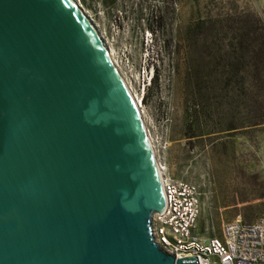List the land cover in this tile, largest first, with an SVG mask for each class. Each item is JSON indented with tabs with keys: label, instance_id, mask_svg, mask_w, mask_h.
<instances>
[{
	"label": "water",
	"instance_id": "obj_1",
	"mask_svg": "<svg viewBox=\"0 0 264 264\" xmlns=\"http://www.w3.org/2000/svg\"><path fill=\"white\" fill-rule=\"evenodd\" d=\"M165 210L141 111L74 0H0V264H197Z\"/></svg>",
	"mask_w": 264,
	"mask_h": 264
},
{
	"label": "rangeland",
	"instance_id": "obj_2",
	"mask_svg": "<svg viewBox=\"0 0 264 264\" xmlns=\"http://www.w3.org/2000/svg\"><path fill=\"white\" fill-rule=\"evenodd\" d=\"M132 85L157 160L198 187L197 227L264 213V0H77Z\"/></svg>",
	"mask_w": 264,
	"mask_h": 264
},
{
	"label": "built area",
	"instance_id": "obj_3",
	"mask_svg": "<svg viewBox=\"0 0 264 264\" xmlns=\"http://www.w3.org/2000/svg\"><path fill=\"white\" fill-rule=\"evenodd\" d=\"M163 189H168L165 210L153 215L152 237L165 252L175 257L196 258L197 264H264V213L251 223L239 216L222 223L221 237L203 236L197 222L201 213L198 187L166 173ZM169 219V226H162Z\"/></svg>",
	"mask_w": 264,
	"mask_h": 264
},
{
	"label": "bare ground",
	"instance_id": "obj_4",
	"mask_svg": "<svg viewBox=\"0 0 264 264\" xmlns=\"http://www.w3.org/2000/svg\"><path fill=\"white\" fill-rule=\"evenodd\" d=\"M74 1H75V2L77 3V5L81 8V10L84 12V10H83L82 7L80 6V4L77 2V0H74ZM84 13H85V12H84ZM85 15L87 16L86 13H85ZM87 17H88V16H87ZM88 19H89V21L92 23V25L94 26V28L96 29V31L98 32V34L100 35V37H101V39H102V41H103L105 47L107 48V50H108V52H109V54H110L111 59L113 60L115 66L117 67V69H118L120 75L122 76L124 82L126 83L127 87L129 88V90H130L131 94L133 95L134 99L137 101V103H138V105H139V109H140V111H141L142 118H143V112H142V110H141V105H140V103H139V100H138L137 97L135 96V93H134V91H133L132 85L129 83V81H128L127 78L124 76L123 72L121 71L118 62H117V60L115 59V56H114L113 50L110 49V48L107 46L105 40L103 39V37L101 36V34H100L99 31L97 30V28L95 27V25L93 24V22L91 21V19H90L89 17H88ZM143 122H144V125H145V129H146V131H147V135H148L149 141H150V143H151V147H152L153 152H154V154H155V156H156L155 148H154L153 142H152V140H151V136L149 135V132H148V130H147V126H146V123H145V121H144V118H143ZM156 159H157V157H156ZM157 163H158L159 168H160V171H161V167H162V166H161V164L159 163L158 160H157ZM161 179H162V185H165V177L163 176V174H161ZM163 191H164L165 198H168V189H163ZM162 226H169V219H162Z\"/></svg>",
	"mask_w": 264,
	"mask_h": 264
}]
</instances>
